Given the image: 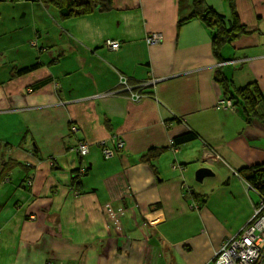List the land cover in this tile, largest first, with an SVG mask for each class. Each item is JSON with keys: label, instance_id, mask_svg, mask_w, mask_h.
<instances>
[{"label": "crops", "instance_id": "crops-1", "mask_svg": "<svg viewBox=\"0 0 264 264\" xmlns=\"http://www.w3.org/2000/svg\"><path fill=\"white\" fill-rule=\"evenodd\" d=\"M205 2L231 18L228 0ZM234 2L246 32L219 56L205 23L180 24L192 0H112L67 21L0 4V264H206L246 227L260 196L237 171L264 164V123L222 104L219 78L256 84L264 115V0ZM202 167L215 175L197 182Z\"/></svg>", "mask_w": 264, "mask_h": 264}, {"label": "trees", "instance_id": "trees-1", "mask_svg": "<svg viewBox=\"0 0 264 264\" xmlns=\"http://www.w3.org/2000/svg\"><path fill=\"white\" fill-rule=\"evenodd\" d=\"M7 1L19 0H0V4ZM44 6L45 8L55 9L62 21L87 16L94 12H106L111 9L112 0H24ZM231 8V18L218 13L208 6L205 0H192L193 11L190 17L184 18L182 22L198 18L211 30L213 35V49L216 56L220 55L223 45L231 43L240 35L246 32L245 27L241 25L235 8V0H228ZM35 44V43H34ZM41 66L39 63L16 71V75H24L35 71ZM223 84L228 98L232 100L234 108L240 107L249 121L257 119L264 123V115L259 112V104L263 98L262 93L256 84H252L240 89L232 90V85L228 80L219 78ZM197 138L195 133H189L174 139L173 147H180L183 144L191 142ZM152 155L149 152L145 157ZM260 196L264 199V164H257L237 171Z\"/></svg>", "mask_w": 264, "mask_h": 264}, {"label": "built area", "instance_id": "built-area-1", "mask_svg": "<svg viewBox=\"0 0 264 264\" xmlns=\"http://www.w3.org/2000/svg\"><path fill=\"white\" fill-rule=\"evenodd\" d=\"M163 36L160 34H151L146 38V43L149 45L160 44ZM105 45L112 51L120 48V42L117 40L106 41ZM156 81L147 82L146 84H155ZM124 92H127L133 99L139 100L141 94L133 91L126 81H123ZM149 86V85H148ZM229 108H234L231 100L223 101ZM172 145H175L174 141ZM118 147L121 149L123 143L120 142ZM76 151L83 157L88 151L89 147L86 143L81 142ZM105 158L113 156L114 152L110 149L103 148ZM198 206H194L197 208ZM254 216L246 225V227L237 235L226 239L221 245L220 249L215 254L214 258L206 264H264V199L254 207ZM0 251H1V237H0Z\"/></svg>", "mask_w": 264, "mask_h": 264}, {"label": "water", "instance_id": "water-1", "mask_svg": "<svg viewBox=\"0 0 264 264\" xmlns=\"http://www.w3.org/2000/svg\"><path fill=\"white\" fill-rule=\"evenodd\" d=\"M215 173L208 167H202L195 172V178L197 182H203L206 177L214 176Z\"/></svg>", "mask_w": 264, "mask_h": 264}, {"label": "rangeland", "instance_id": "rangeland-1", "mask_svg": "<svg viewBox=\"0 0 264 264\" xmlns=\"http://www.w3.org/2000/svg\"><path fill=\"white\" fill-rule=\"evenodd\" d=\"M88 152H89V151H88ZM87 154H88V153H87ZM87 154H86V155H87ZM254 213H255V211H253V216H254ZM253 216H252V218H253ZM252 218H251V219H252ZM250 221H251V220H250Z\"/></svg>", "mask_w": 264, "mask_h": 264}]
</instances>
